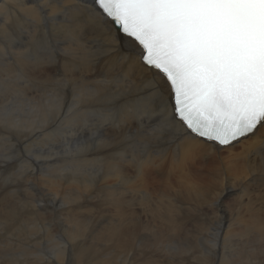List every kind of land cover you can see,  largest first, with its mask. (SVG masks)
I'll return each instance as SVG.
<instances>
[{
  "label": "bare ground",
  "instance_id": "obj_1",
  "mask_svg": "<svg viewBox=\"0 0 264 264\" xmlns=\"http://www.w3.org/2000/svg\"><path fill=\"white\" fill-rule=\"evenodd\" d=\"M80 4L0 0L1 73L25 105L13 117L15 101L0 103V114L38 153L25 205L7 214L0 199V244L12 253L0 264H264V131L220 147L180 136L163 115L129 112L118 129L98 120L125 99L158 102L150 73L129 67ZM73 95L72 132L54 133ZM44 125L63 148L55 154L33 148Z\"/></svg>",
  "mask_w": 264,
  "mask_h": 264
},
{
  "label": "snow or ice",
  "instance_id": "obj_2",
  "mask_svg": "<svg viewBox=\"0 0 264 264\" xmlns=\"http://www.w3.org/2000/svg\"><path fill=\"white\" fill-rule=\"evenodd\" d=\"M77 8L110 46L125 48L129 67L150 73L144 83L158 102L153 111L145 97L125 99L94 113L98 120L118 129L129 112L163 115L180 136L221 147L264 131V0H82ZM76 100L54 133L72 132Z\"/></svg>",
  "mask_w": 264,
  "mask_h": 264
},
{
  "label": "rangeland",
  "instance_id": "obj_3",
  "mask_svg": "<svg viewBox=\"0 0 264 264\" xmlns=\"http://www.w3.org/2000/svg\"><path fill=\"white\" fill-rule=\"evenodd\" d=\"M18 41L19 42L25 41L20 37V31L18 35ZM3 59H4V52L2 50V44H1V38H0V103L3 105H6L7 103L11 101H15L11 103V106L8 107L10 110H14V112L10 115L15 117L16 115L19 114L18 112L19 110H23V107L25 105L20 106L18 102L19 95L17 91L7 86L4 82V78L1 73L2 67H3V64L1 63L3 62ZM27 109H31V108L28 106ZM7 113H10V112H7ZM21 125L22 123L18 122L17 118L12 119L11 117L6 116L5 114L4 115L0 114V156L2 157V158L0 157V162L2 161V165H3L2 171L0 169V194H1L0 199L2 196H4L6 204L3 206V211L7 214L9 212V208L12 205H13L12 207H15V208L16 206L19 208H22L25 205L24 200L26 201L25 198L27 195H29V193L27 194V190L25 189V186H29V184H25V181L27 177L29 176L32 177L34 175V172H35L34 162H35V159L38 157V153L28 148V144L30 140H28L24 136V133H26V130H22ZM29 132L30 131H28L27 133ZM13 133L17 135L15 142L9 138V136L13 137ZM35 136L40 137L34 143L35 145L33 144V148L37 152L48 151L52 154H55L58 150L63 149L61 147V143L57 145L51 144L54 138L52 137L50 133V127L48 125H44L43 129L41 131L36 132ZM46 143H48V146L46 145ZM41 144L45 145V147L42 148ZM29 152L32 153L31 156L28 155ZM39 159H42V158H39ZM65 159H66L65 154H62L61 161H65ZM38 168L40 170L42 168V165H38ZM36 186L37 185L35 183V187ZM31 197H32V194H31ZM59 235H61L58 238L59 243L62 244L64 241H70L69 238L65 236L64 234H59ZM6 241H9V238H7ZM39 243H42V242L39 241ZM4 248H5V245L0 244V250L3 249L2 252L0 251V260L4 259V257L6 258L9 257V255L12 254L11 251H4Z\"/></svg>",
  "mask_w": 264,
  "mask_h": 264
}]
</instances>
